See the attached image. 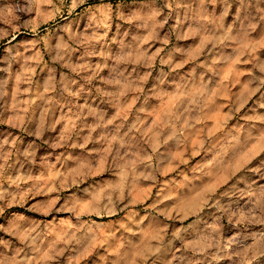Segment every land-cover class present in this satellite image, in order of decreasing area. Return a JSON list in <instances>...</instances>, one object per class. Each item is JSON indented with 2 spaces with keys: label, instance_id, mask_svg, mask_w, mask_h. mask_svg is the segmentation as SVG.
<instances>
[{
  "label": "rangeland",
  "instance_id": "obj_1",
  "mask_svg": "<svg viewBox=\"0 0 264 264\" xmlns=\"http://www.w3.org/2000/svg\"><path fill=\"white\" fill-rule=\"evenodd\" d=\"M72 1L0 0V264H264V0Z\"/></svg>",
  "mask_w": 264,
  "mask_h": 264
},
{
  "label": "bare ground",
  "instance_id": "obj_2",
  "mask_svg": "<svg viewBox=\"0 0 264 264\" xmlns=\"http://www.w3.org/2000/svg\"><path fill=\"white\" fill-rule=\"evenodd\" d=\"M85 0H73L72 2H71V5L69 6V8H70V10H69V14H72L73 12H75V11H77L78 9H79V6H81V4H83V2H84ZM49 3V2H48ZM137 3V2H136ZM47 4V3H46ZM43 5V4H42ZM49 6V5H48ZM51 6V5H50ZM43 7H44V5H43ZM66 7V6H65ZM41 8V7H40ZM47 8V7H46ZM38 9V8H37ZM43 9V8H42ZM42 9H40V10H42ZM50 9V8H49ZM53 9V8H52ZM55 10H57V9H55ZM43 11H46V9L44 8V10H42V12ZM50 11V10H49ZM60 11H61V7H58V12L60 13ZM35 12H37V11H35ZM37 14V13H36ZM38 15V14H37ZM36 15V17H38ZM43 17V16H42ZM45 18H46V16L44 17V19L41 21V22H38L39 24H37V25H40L41 23H43V22H45ZM35 19V18H34ZM50 19V18H49ZM34 21V20H33ZM32 21V22H33ZM16 21L15 20H13V22H10V23H8L9 24V26H13L14 27V32H17V31H20V27H17L16 25H12V23H15ZM7 23V22H6ZM20 23V22H19ZM24 24V23H23ZM31 25V24H30ZM34 26V25H33ZM36 26V25H35ZM34 26V27H35ZM26 27V26H25ZM33 28V27H32ZM22 29V28H21ZM5 30V29H4ZM5 32V31H4ZM7 34V33H6ZM3 37V36H2ZM14 37V36H13ZM9 39V38H8Z\"/></svg>",
  "mask_w": 264,
  "mask_h": 264
}]
</instances>
